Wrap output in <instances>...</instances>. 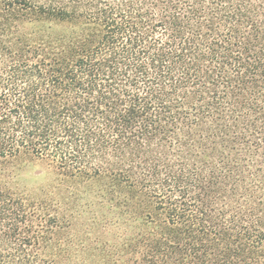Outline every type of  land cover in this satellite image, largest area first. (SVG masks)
I'll return each mask as SVG.
<instances>
[{
	"label": "trees",
	"instance_id": "obj_1",
	"mask_svg": "<svg viewBox=\"0 0 264 264\" xmlns=\"http://www.w3.org/2000/svg\"><path fill=\"white\" fill-rule=\"evenodd\" d=\"M62 191H97L121 264H264V0H0V264L69 259Z\"/></svg>",
	"mask_w": 264,
	"mask_h": 264
},
{
	"label": "rangeland",
	"instance_id": "obj_2",
	"mask_svg": "<svg viewBox=\"0 0 264 264\" xmlns=\"http://www.w3.org/2000/svg\"><path fill=\"white\" fill-rule=\"evenodd\" d=\"M10 167L12 171L16 172L15 183L21 190L36 193L43 197L45 195L51 197L52 193L59 192L48 191L51 190V187L53 189L54 186L58 185L61 178L46 163L21 156L13 160ZM45 188V191H40ZM66 193L76 195L77 202L70 204V206H74L80 212V216L71 229L65 224L70 239L74 241L75 249L69 259L62 261V264H121L124 262L123 260L127 261L128 256L126 255L123 259L122 253L124 227L118 228L111 223L107 224V221L101 217L106 215L104 212L106 213L108 206L101 207V211L95 204L96 198L94 196L97 191H62V195L67 198L69 195ZM58 197L62 198L60 194ZM63 205L65 203H61V206ZM96 217L98 218L95 219ZM109 219H111V215H109ZM120 249L122 250L121 253Z\"/></svg>",
	"mask_w": 264,
	"mask_h": 264
}]
</instances>
